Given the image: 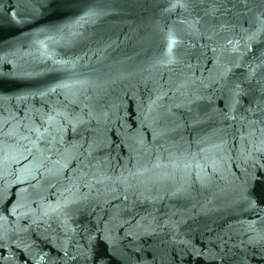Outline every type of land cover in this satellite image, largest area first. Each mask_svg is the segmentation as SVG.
Instances as JSON below:
<instances>
[{
  "label": "water",
  "instance_id": "95a60500",
  "mask_svg": "<svg viewBox=\"0 0 264 264\" xmlns=\"http://www.w3.org/2000/svg\"><path fill=\"white\" fill-rule=\"evenodd\" d=\"M0 264H264V0H0Z\"/></svg>",
  "mask_w": 264,
  "mask_h": 264
}]
</instances>
